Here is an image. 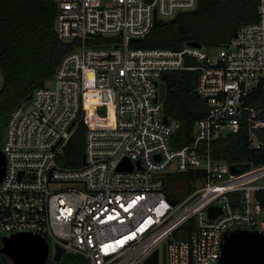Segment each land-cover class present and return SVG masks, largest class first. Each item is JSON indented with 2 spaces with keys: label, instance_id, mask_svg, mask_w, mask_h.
I'll list each match as a JSON object with an SVG mask.
<instances>
[{
  "label": "built area",
  "instance_id": "2783aa9c",
  "mask_svg": "<svg viewBox=\"0 0 264 264\" xmlns=\"http://www.w3.org/2000/svg\"><path fill=\"white\" fill-rule=\"evenodd\" d=\"M52 1L57 36L76 43L50 82L5 117L0 244L4 235L27 231L85 264H143L164 242V264H218L227 229L263 231L264 182L256 181L264 178V162L232 173L231 163L211 155L210 141L238 132L243 121L251 149L243 162L264 152V0L255 21L216 46L215 58L201 44H130L158 20L193 10L198 0ZM183 69L198 70L193 92L205 111L193 122L191 140L172 146L180 123L164 111L158 83L166 71ZM92 90L114 93L112 125L85 123L107 102L86 97ZM80 122L83 162L62 165L58 157ZM123 159L130 169L118 167ZM189 171L200 174L173 180ZM208 206L219 207L215 216H208Z\"/></svg>",
  "mask_w": 264,
  "mask_h": 264
},
{
  "label": "trees",
  "instance_id": "16d2710c",
  "mask_svg": "<svg viewBox=\"0 0 264 264\" xmlns=\"http://www.w3.org/2000/svg\"><path fill=\"white\" fill-rule=\"evenodd\" d=\"M257 2L198 0L196 11L189 10L181 17L158 20L140 40L131 41L130 44L178 49L188 40H197L200 44L217 46L227 40L240 24L256 20ZM55 12L52 0H0V67L3 74L0 124H4L7 113L23 101L29 91L45 85L51 79L60 57L76 43V40L64 41L57 36ZM197 76V69L166 71L163 109L180 123L169 138L172 146L191 140L193 122L205 111L204 101L193 92ZM78 127H82L84 134L83 123L80 122ZM247 136L248 131L242 121L238 132L210 141L211 155L229 163L249 160L251 149L248 147ZM82 139L73 132L58 157L60 164L75 166L81 163ZM197 174L200 173L189 171L172 177L173 180H189ZM189 224L187 221L179 227L181 236L185 235ZM0 262L11 264L3 253H0ZM44 264H85V260L65 252L60 260L47 258Z\"/></svg>",
  "mask_w": 264,
  "mask_h": 264
},
{
  "label": "water",
  "instance_id": "95a60500",
  "mask_svg": "<svg viewBox=\"0 0 264 264\" xmlns=\"http://www.w3.org/2000/svg\"><path fill=\"white\" fill-rule=\"evenodd\" d=\"M195 7L193 11H196ZM185 14L184 11L176 13L175 17H181ZM156 21V18H154ZM165 21V20H164ZM133 41L140 40L139 37H132ZM187 45L200 46L197 40L186 41ZM166 73L161 75V81L158 83V99L165 100ZM32 91L24 97L27 100L31 97ZM196 94V91H194ZM167 114L164 113L163 118L166 119ZM251 163L239 162L231 163L229 168L232 173H238L249 168L250 164L258 165L264 162V152L254 151L251 156ZM83 162V154H82ZM138 163V160H137ZM131 162L123 159L119 164V168H131ZM4 172V155L0 148V180ZM258 183H263L264 178L257 180ZM174 203L175 199H171ZM219 211L218 206H208L207 212L209 217L215 216ZM0 253L6 255L11 264H44L49 254V245L43 236L36 233L27 231H18L9 235H4L0 244ZM64 253L63 248L55 245L52 253V260L58 261ZM160 255V262H165V243L163 242L160 247L154 248L153 251L147 255L144 264H158ZM218 264H264V232L257 229L249 228H234L227 229L222 236L220 244V256Z\"/></svg>",
  "mask_w": 264,
  "mask_h": 264
},
{
  "label": "rangeland",
  "instance_id": "374dc122",
  "mask_svg": "<svg viewBox=\"0 0 264 264\" xmlns=\"http://www.w3.org/2000/svg\"><path fill=\"white\" fill-rule=\"evenodd\" d=\"M202 49L212 58H215L217 56V47L213 45H205L201 44ZM50 81H48L49 83ZM86 97L89 99H95V100H107V102L104 104V112L100 113H90L87 115L85 119V123L87 124H94V125H99V126H109L113 124V112H112V107L114 105L113 97L114 93L113 92H108L105 90H92L88 91L86 93ZM76 126L74 132L78 138L84 136L83 134V129L82 127ZM193 130V129H192ZM83 140V139H82ZM3 142V123L0 124V144ZM170 142V141H169ZM171 144V142H170ZM172 145V144H171ZM199 185V183H197ZM171 194L175 196H179L180 193H172ZM53 253V244L50 243L49 245V254ZM52 260V258H51ZM144 264V263H143Z\"/></svg>",
  "mask_w": 264,
  "mask_h": 264
},
{
  "label": "flooded vegetation",
  "instance_id": "af4514ba",
  "mask_svg": "<svg viewBox=\"0 0 264 264\" xmlns=\"http://www.w3.org/2000/svg\"><path fill=\"white\" fill-rule=\"evenodd\" d=\"M51 256H52V254H48V257H47V258H48V259H51ZM61 256H62V255H61ZM47 258H46V259H47ZM54 261H55V260H54Z\"/></svg>",
  "mask_w": 264,
  "mask_h": 264
},
{
  "label": "snow or ice",
  "instance_id": "6c2138e0",
  "mask_svg": "<svg viewBox=\"0 0 264 264\" xmlns=\"http://www.w3.org/2000/svg\"><path fill=\"white\" fill-rule=\"evenodd\" d=\"M69 212H70V210H69ZM141 230H143V229H141ZM118 244H120V243H123V241H119V242H117Z\"/></svg>",
  "mask_w": 264,
  "mask_h": 264
}]
</instances>
